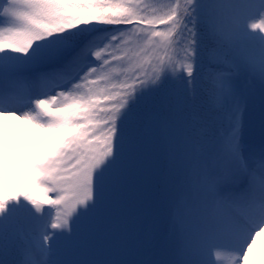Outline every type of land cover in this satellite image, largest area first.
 Returning <instances> with one entry per match:
<instances>
[{"label": "snow or ice", "instance_id": "obj_1", "mask_svg": "<svg viewBox=\"0 0 264 264\" xmlns=\"http://www.w3.org/2000/svg\"><path fill=\"white\" fill-rule=\"evenodd\" d=\"M0 264H264V0H0Z\"/></svg>", "mask_w": 264, "mask_h": 264}]
</instances>
